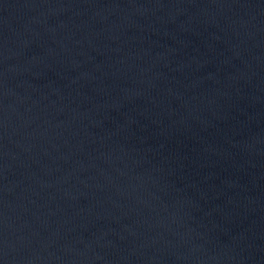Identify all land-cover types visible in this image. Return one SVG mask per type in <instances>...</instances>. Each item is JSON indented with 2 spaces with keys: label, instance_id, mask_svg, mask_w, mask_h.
<instances>
[{
  "label": "water",
  "instance_id": "1",
  "mask_svg": "<svg viewBox=\"0 0 264 264\" xmlns=\"http://www.w3.org/2000/svg\"><path fill=\"white\" fill-rule=\"evenodd\" d=\"M0 264H264V0H0Z\"/></svg>",
  "mask_w": 264,
  "mask_h": 264
}]
</instances>
